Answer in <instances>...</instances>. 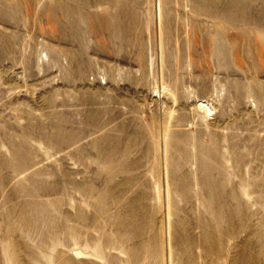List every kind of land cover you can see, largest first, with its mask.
I'll list each match as a JSON object with an SVG mask.
<instances>
[{"label":"rangeland","instance_id":"rangeland-1","mask_svg":"<svg viewBox=\"0 0 264 264\" xmlns=\"http://www.w3.org/2000/svg\"><path fill=\"white\" fill-rule=\"evenodd\" d=\"M0 264H264V0H0Z\"/></svg>","mask_w":264,"mask_h":264},{"label":"bare ground","instance_id":"bare-ground-1","mask_svg":"<svg viewBox=\"0 0 264 264\" xmlns=\"http://www.w3.org/2000/svg\"><path fill=\"white\" fill-rule=\"evenodd\" d=\"M203 108V107H202Z\"/></svg>","mask_w":264,"mask_h":264}]
</instances>
